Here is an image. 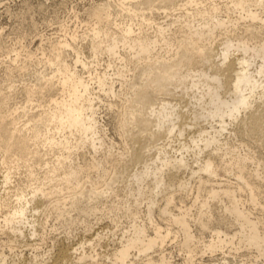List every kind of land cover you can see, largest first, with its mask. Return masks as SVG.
I'll return each instance as SVG.
<instances>
[{
	"label": "bare ground",
	"instance_id": "bare-ground-1",
	"mask_svg": "<svg viewBox=\"0 0 264 264\" xmlns=\"http://www.w3.org/2000/svg\"><path fill=\"white\" fill-rule=\"evenodd\" d=\"M155 10H164L165 22ZM84 12L75 13L74 29L67 20L57 38L41 36L35 50L22 37L10 46L0 39L3 247L13 253L28 238L45 242L40 231L54 216L92 231L87 221L105 213L116 228L130 220L111 253L94 250L99 233L76 248L53 244L49 264H173L169 242L184 264L217 253L264 260L255 183L264 152L240 151L264 146V0H99ZM27 74L33 80L18 85ZM106 99L122 149L105 140L98 116ZM184 102L197 130L184 122ZM227 132L242 143L223 142ZM71 211L81 219H66ZM226 257L217 264L234 262ZM38 259L10 261L0 251L1 264H43Z\"/></svg>",
	"mask_w": 264,
	"mask_h": 264
},
{
	"label": "rangeland",
	"instance_id": "rangeland-1",
	"mask_svg": "<svg viewBox=\"0 0 264 264\" xmlns=\"http://www.w3.org/2000/svg\"><path fill=\"white\" fill-rule=\"evenodd\" d=\"M96 1H99V0H0V39H2L3 42L7 43V45L10 46V45H14L15 43H17L18 40L24 38L22 40L25 41L26 46L29 45V47L31 49H34V48L36 49L37 48L36 46H38L40 44V37L41 36H49V37L57 38L60 34H62L60 32V26L62 23L69 21V27H71V29H74L75 24H73V22H75V18H74L75 13L79 14L81 19L85 18V15H84L85 12L84 11L89 9V7L93 4V2H96ZM135 1H138V0H135ZM42 5H44V6L41 9ZM156 6H158L157 3H156ZM168 13H170V11H168ZM175 14H177V13H175ZM155 15L159 19V21H161L162 23L165 22L166 16L164 14V10H155ZM80 32H82V30H80ZM20 37H22V38H20ZM4 57H5V55L2 56V58H4ZM104 59H107V58L105 57ZM1 69H2V67H0V71H1ZM99 69L104 70V67L101 66V67H99ZM17 80H18L17 84L20 85L21 80H24V82L28 83V82H31L33 80V77L31 75L27 74V75L21 77V79L17 78ZM117 87H118V85H117ZM188 100H189V98L186 99V101H188ZM106 101L109 102V100L106 99L100 105L101 109H100L99 116H98L100 118L101 126L103 127V130L105 131L104 134H106V135H104L105 140L108 141L107 143L111 142L114 145L116 144L117 145V146L115 145L116 150L122 149L123 147L120 143V139H119L117 131H116L115 116L109 110L108 102H106ZM19 102H21V97H16L15 100L11 101V104L14 105L15 103H19ZM185 102L182 104L183 105L182 111L185 113L187 112V114H186L187 118L185 117L184 122L186 121L187 123L186 122L185 123L187 125L186 124L185 125L193 130L194 127H192L189 124L190 122L193 123V121L191 119H189L191 116V113L190 114L188 113L189 109L186 108L187 105ZM184 105H185V107H184ZM202 123L203 122L200 123L201 124L200 125L201 127H199L200 129L204 128V126L205 127L208 126L207 123H203V124ZM194 130H197V129L195 128ZM229 134H230V132L225 133V136L221 140L223 142L229 141L232 146L233 145H240L242 143L240 141L241 139L238 136H236L235 134H234V136H233V134H231V135H229ZM191 135H193V134H191V133L187 134L188 138L185 136L182 140L184 141L187 139V141H190L189 138L190 139L192 138ZM229 137H231V138H229ZM160 143H162V142H160ZM258 143L252 145L251 148H243L240 151L242 152V154H245L249 150L256 157L258 156V154L259 155L261 154L260 155L261 157L258 156L257 158H263L264 157V153H263L264 150L261 149L262 143H260V142H258ZM177 145H178L177 143H172L173 147H175ZM257 145H261V146H257ZM262 148L264 149V146H262ZM260 151H263V152H260ZM262 153H263V157H262ZM102 155H103V153H102ZM102 155H100V158L102 157ZM86 158L89 160L90 155L87 154ZM190 160H191V158H190ZM254 167H255L254 165L249 166V169H248L249 174H252ZM182 176L184 178H187L188 173L182 174L181 177ZM178 177H180V176H178ZM177 179L179 180V178H177ZM219 179L221 181H224V182L228 181L229 179L230 180L232 179L231 181H232V183H234L233 177L228 176V175H224L223 173L221 174V177ZM255 183L258 184V186H260V190H259L260 200L262 202H264V174H262V180L255 181ZM118 185H120V184L117 183V186ZM125 185H126V181L121 183L122 187H125ZM243 196L245 197V195H243ZM191 199H192L191 196L186 199V202L188 203V205L190 204L189 202ZM115 200H116L115 204H121L123 202L121 200V197H118ZM108 201L112 202L110 199ZM177 202L179 204V201H177ZM103 207L104 206L102 205V208ZM211 207H212V210L214 211L215 214L217 212L221 211V205L217 201L211 203ZM144 209L145 208L143 206L142 210H144ZM67 213H68V217L69 216L70 217L66 218V219H70L72 217V218H74V220H76V222L79 220L80 215H79L78 211H73V212L71 211V212H67ZM99 214L100 213L97 214L98 216L96 215L98 219H96L95 215H92L94 217H91V218L89 216L88 218H90V220L87 218V220H89L87 222L89 224L92 222L91 226L94 225L92 231H87L86 226L84 225L83 221H82V224L77 222L76 224L71 225L70 227L69 226L66 227L67 225H65V227H64L63 226L64 224H59L60 222L57 221L56 219H54L55 216L54 217L52 216L53 218H50L49 220H47L48 224L45 226L46 230H44V229L41 230L42 233L43 232L44 233L42 234L40 231V234L45 237L44 238L45 242L41 243L40 238L34 239L36 241H34L33 239L31 241L30 240L31 238H28L27 239L28 240L27 245L25 243L19 245L17 248H15L13 253L10 250H8V248L3 247L2 242H4V240L6 239L5 238L6 236H3L2 234H0V244H1L0 245V251L3 250V253H5L6 257L9 260L13 259V258L20 260L22 258L23 259L22 261L27 260L25 262L29 263V262H31V260L33 261L35 257H39L38 262L43 263V264H49V260L51 262L54 261V258H52V257H54L53 255L55 253L52 250L53 244L55 246H58V244L59 245L63 244L66 246L69 245V246H73L74 248H76L81 243H86L88 241L91 242L92 240L96 239V237H97L96 235H98L100 233L102 236H104V238L101 241V244L98 245L94 250L96 251L97 254H102V255H104V253L105 254L111 253L117 244L116 243L117 236L121 234V232L123 231V229H125V227L129 226L130 220L121 219L120 224L116 228L115 225H113V223L111 222V219L108 216H106L105 213L104 214L101 213L100 215ZM65 217H67V215H65ZM77 218H78V220H77ZM80 219H81V217H80ZM84 220H86V219H84ZM95 220H96V223H95ZM156 221L159 223L161 222L159 219H156ZM93 223H95L96 225ZM261 228H262L261 230L264 232V225H262ZM196 229L197 228H195V229L193 228L194 231H196ZM195 234H197V236H198V235H200V232L196 231ZM201 238L203 239V242H208L211 239L210 233L207 232ZM2 239H4V240H2ZM28 244H29V246H28ZM178 250H179L178 246L175 243H170V242L167 244V246L164 249L166 254L171 253L170 255H168V257L171 259V262L173 264H175V263L176 264H181V263L184 264L183 262H184L185 256L182 252H180ZM87 251L89 253L93 252L92 249H88V248H87ZM180 253H182V254H180ZM156 254H157L156 255V257H157L158 253H156ZM216 255H217L216 256L217 258H215V256H213L216 260L214 258L210 257L211 255H207V256L205 255L204 257H201V255H200L198 258H200V259L202 258V259L200 260L197 258V260H199L198 263H201V264H204V263L205 264H209V263L210 264L211 263L217 264L219 262L221 263L224 259V256L225 257L227 256L226 258H228V260L230 258V261L232 260L231 262L234 261V262H236V264H240V263L242 264V262L245 264L246 260H247V262H249L250 260H253V256L250 257V254L247 255V253H244V252L237 254L236 255L237 257L234 255H232V257H229L230 255H228V254L224 255L222 253L221 254L217 253ZM208 256L210 257V259ZM246 256H249V257H246ZM218 258L221 259V261ZM249 258H250V260H249ZM217 260H219V261H217ZM137 262H141V261H137ZM234 262L232 264H235ZM84 264H90V263L87 262ZM136 264H141V263H136ZM258 264H264V260L263 259L259 260Z\"/></svg>",
	"mask_w": 264,
	"mask_h": 264
}]
</instances>
